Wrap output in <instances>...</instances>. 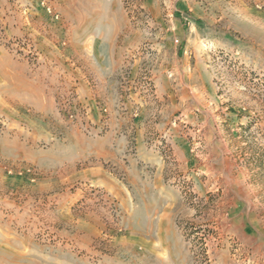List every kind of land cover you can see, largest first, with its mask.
<instances>
[{"label": "rangeland", "instance_id": "rangeland-1", "mask_svg": "<svg viewBox=\"0 0 264 264\" xmlns=\"http://www.w3.org/2000/svg\"><path fill=\"white\" fill-rule=\"evenodd\" d=\"M169 1L106 0L79 13L125 15L147 33L141 46L163 26L153 15L197 31L180 57L183 93L168 124L184 135L190 162L178 167L165 133L148 134L146 147L168 166L161 185L141 161L129 175L101 161L115 180L105 188L83 173L98 160L77 159L68 130L104 134L103 105L100 128L71 88L53 93L51 105L41 100L35 114L28 105L1 114L0 264H264V0ZM27 7L4 15L0 47L36 69L50 43L59 54L66 46L62 15L78 10L49 0H38L34 15ZM127 88L157 101L150 67ZM127 154L135 155L134 141Z\"/></svg>", "mask_w": 264, "mask_h": 264}, {"label": "crops", "instance_id": "crops-1", "mask_svg": "<svg viewBox=\"0 0 264 264\" xmlns=\"http://www.w3.org/2000/svg\"><path fill=\"white\" fill-rule=\"evenodd\" d=\"M104 1L49 0L61 12H67L70 5H77L78 11L75 15H62L69 21L66 46L59 54L50 43L51 49H46L43 63L36 69L14 59L0 47V115L18 113L25 105L35 114L41 111V100L49 101L51 105L53 93L71 88L76 100L87 107L90 119L99 128L102 126L99 123V105L107 111L106 131L100 136L88 138L76 127L68 128L75 137L70 146L75 149L77 159L98 160L93 167L83 170L86 177L101 182L105 188L114 189L115 180L111 173L103 169L101 161L118 165L126 175L132 174L137 162L141 161L153 168L151 176L159 187L168 166L146 147L145 139L148 134L165 133L178 167L190 162L189 145L184 135L178 133L174 125L168 124L183 93L180 57L185 56V49L192 45L197 31L194 28L174 30V27H167L161 22V16L153 15L152 18L163 26L156 30L155 39H151L150 44L141 46L148 40L143 38L147 33L132 27L125 15L79 13L85 3ZM37 2L0 0V21L9 23V18L4 15H22L21 9L25 6H28L29 15H34ZM167 3L168 6L173 4L169 0ZM182 3L177 1L174 4L182 8ZM168 23L177 26L181 20L170 18ZM16 30L9 28L11 34ZM149 56H153L154 60L148 65ZM143 67H150L157 99L153 103L146 102L144 96L138 95L139 92L134 93L127 88L134 83ZM43 83L46 90L42 91ZM124 89L128 93L120 95L119 92ZM159 101L162 103L159 108L157 105L152 107ZM129 141H134L135 155L127 154Z\"/></svg>", "mask_w": 264, "mask_h": 264}, {"label": "built area", "instance_id": "built-area-1", "mask_svg": "<svg viewBox=\"0 0 264 264\" xmlns=\"http://www.w3.org/2000/svg\"><path fill=\"white\" fill-rule=\"evenodd\" d=\"M50 9L49 8H47V11H49Z\"/></svg>", "mask_w": 264, "mask_h": 264}]
</instances>
